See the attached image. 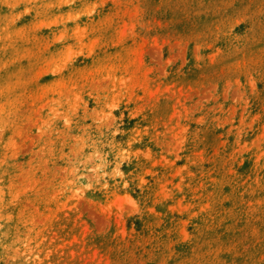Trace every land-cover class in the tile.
Listing matches in <instances>:
<instances>
[{"label":"rangeland","instance_id":"1","mask_svg":"<svg viewBox=\"0 0 264 264\" xmlns=\"http://www.w3.org/2000/svg\"><path fill=\"white\" fill-rule=\"evenodd\" d=\"M0 264H264V0H0Z\"/></svg>","mask_w":264,"mask_h":264}]
</instances>
